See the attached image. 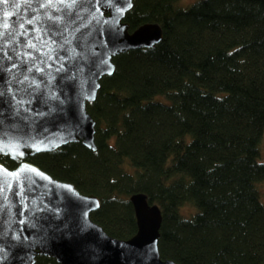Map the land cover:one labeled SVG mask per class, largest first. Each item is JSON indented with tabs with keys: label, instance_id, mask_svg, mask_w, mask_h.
Masks as SVG:
<instances>
[{
	"label": "trees",
	"instance_id": "1",
	"mask_svg": "<svg viewBox=\"0 0 264 264\" xmlns=\"http://www.w3.org/2000/svg\"><path fill=\"white\" fill-rule=\"evenodd\" d=\"M175 1L133 0L126 12L129 30L154 21L162 37L113 57L86 104L96 150L74 141L25 159L96 195L90 217L114 237L135 233L129 196L141 191L160 208L162 258L264 264V0Z\"/></svg>",
	"mask_w": 264,
	"mask_h": 264
},
{
	"label": "water",
	"instance_id": "2",
	"mask_svg": "<svg viewBox=\"0 0 264 264\" xmlns=\"http://www.w3.org/2000/svg\"><path fill=\"white\" fill-rule=\"evenodd\" d=\"M133 0H0V264H178L158 251L161 212L144 193L129 196L136 231L108 234L92 220L96 195L25 158L80 141L96 150L86 109L113 57L160 41L158 23L129 30Z\"/></svg>",
	"mask_w": 264,
	"mask_h": 264
},
{
	"label": "rangeland",
	"instance_id": "3",
	"mask_svg": "<svg viewBox=\"0 0 264 264\" xmlns=\"http://www.w3.org/2000/svg\"><path fill=\"white\" fill-rule=\"evenodd\" d=\"M194 1H196V0H176L175 5L179 6V7H187ZM156 98H158V97H156ZM258 143H259V158L261 160H264V130L262 132L260 141ZM258 189H259V193H260V195H259L260 200L264 205V181H261L258 184ZM192 206L193 205L190 203H185L179 207V212L185 216H188L194 210V208H193L194 206L193 207Z\"/></svg>",
	"mask_w": 264,
	"mask_h": 264
}]
</instances>
